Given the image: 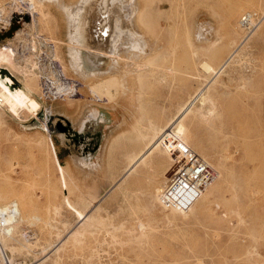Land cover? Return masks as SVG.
I'll use <instances>...</instances> for the list:
<instances>
[{
    "label": "rangeland",
    "instance_id": "rangeland-1",
    "mask_svg": "<svg viewBox=\"0 0 264 264\" xmlns=\"http://www.w3.org/2000/svg\"><path fill=\"white\" fill-rule=\"evenodd\" d=\"M245 13L258 24L242 26ZM27 29L77 83L46 113L30 56L0 61V204H29L1 237L13 264H264V0H0V58ZM207 82L183 121L217 174L199 198L160 202L175 167L164 157L113 186Z\"/></svg>",
    "mask_w": 264,
    "mask_h": 264
},
{
    "label": "built area",
    "instance_id": "built-area-1",
    "mask_svg": "<svg viewBox=\"0 0 264 264\" xmlns=\"http://www.w3.org/2000/svg\"><path fill=\"white\" fill-rule=\"evenodd\" d=\"M251 17L253 14H243L242 26L248 28ZM18 37L13 47L17 54L30 56L40 83L39 97L43 101L41 108L50 113L47 103L74 92L70 86L75 85L77 80L72 81L73 78H69L57 58L54 43L42 33L27 29ZM161 140L166 150L173 155L175 167L170 179L159 192L160 202L180 210L188 209L199 198L204 188L216 178V170L171 129L164 131ZM18 217L19 211L15 202H9L0 208V244L2 235L12 230V224ZM25 232L30 236V230ZM8 255L10 252L3 247L0 264H13Z\"/></svg>",
    "mask_w": 264,
    "mask_h": 264
},
{
    "label": "bare ground",
    "instance_id": "bare-ground-1",
    "mask_svg": "<svg viewBox=\"0 0 264 264\" xmlns=\"http://www.w3.org/2000/svg\"><path fill=\"white\" fill-rule=\"evenodd\" d=\"M28 3V2H27ZM28 5V4H27ZM33 16V15H32ZM260 21V20H259ZM250 22L251 23H253L254 22V19H253V17H251L250 18ZM253 24H255L254 26H256L257 24H256V22L255 23H253ZM252 24V25H253ZM254 30V29H253ZM17 35V34H16ZM243 42V41H242ZM241 42V43H242ZM240 46H238V48H239ZM93 49V48H92ZM237 49V48H236ZM89 50H90V48H89ZM94 50V49H93ZM5 51H6V53H7V58L4 56V58H0V61H2L3 59L4 60H8V61H13L14 63H16V64H18L17 63V59L16 58H18V57H16V55H17V53L14 51V49L11 47V45L10 44H7V45H5ZM97 51V50H96ZM235 51H233V53H234ZM105 52H103V51H99L98 52V54L101 56V55H103ZM233 53H231L230 54V56L231 55H233ZM90 54V53H89ZM95 54H96V52H95ZM105 54H107V55H111V57H112V54H109V53H105ZM91 55V54H90ZM230 56H229V59H230ZM20 59V58H19ZM229 59L227 58L223 63H222V65L219 67V69H217V71H215L214 72V75H216L221 69H222V67L223 66H225V64L229 61ZM9 62V63H10ZM12 63V62H11ZM87 63V71H88V67L90 66V63L89 62H86ZM81 64H82V62H81ZM199 66H201L204 70H207L208 68H209V66H208V63L206 62V61H200V65ZM81 67V66H80ZM202 68H200V69H202ZM91 69V68H90ZM111 69H113L112 68V66H111ZM110 69V70H111ZM84 70V69H83ZM82 71V70H81ZM87 71H86V73H87ZM207 72H209V71H207ZM82 73V72H81ZM80 73V74H81ZM83 74V73H82ZM85 74V73H84ZM90 74V73H89ZM98 74V73H97ZM100 74V73H99ZM91 76H86V78H84V80L85 79H87L88 77V79H90V77H93L94 78V76L95 75H93V74H90ZM107 75V74H106ZM110 76V75H109ZM109 76L108 77H104V78H101V79H99V80H97V81H93V82H91V87L92 88H96V91H97V89H103L104 87H106L105 86V83L106 82H108V80H109ZM111 76H115V75H111ZM110 76V77H111ZM84 77V76H83ZM97 77V76H96ZM213 78V77H212ZM95 79V78H94ZM206 80H208V79H206ZM211 80V79H210ZM212 81V80H211ZM210 81V82H211ZM110 82V81H109ZM87 82L85 81V84H86ZM208 83L209 82H207V83H205L202 87L200 86V88H197L198 90H196L192 95H190V97L188 98V99H186L181 105H180V107L177 109V111L171 116V117H169L164 123V125L163 126H161V127H159L156 131H155V136H154V138L149 142V144L142 150V152L137 156V157H135L134 158V160L127 166V168L124 170V172L121 174V176L115 181V183H114V185L113 186H115V185H117L119 182H121L122 180H123V178L126 176V175H129V174H131V173H133V172H135L136 171V167L138 166V165H147V164H149L152 160H154V159H157L158 157H164V158H166V159H168V160H171V161H173V155H171L167 150H166V148L163 146V144H162V140H161V137H162V134L164 133V131L165 130H167V129H171L172 131H173V133L177 136V137H179V138H181L183 141H185L189 146H190V143H189V141H188V137H187V130H186V127H185V125H184V123H183V121L186 119V118H189V116H190V114H191V112H193V105L195 104V102H197L199 99L202 101V103L204 104V100H205V95H204V91H206L205 89H207V86H208ZM22 85H23V89L22 90H26L25 88V85H27V83L25 82V80L21 83ZM113 85V84H112ZM110 85H108L107 84V87H109ZM90 89V88H89ZM28 91V90H27ZM32 92V91H31ZM208 92V91H207ZM205 94H207V93H205ZM209 95V94H208ZM207 100V99H206ZM201 101H200V103H201ZM202 106V105H201ZM189 115V116H188ZM45 120V119H44ZM38 123L40 124V121H38ZM45 123V122H44ZM40 126V125H39ZM167 172V171H166ZM163 176V175H162ZM166 177V176H165ZM162 179H163V177H162ZM156 181V180H155ZM164 181L165 180H163V183H164ZM157 183H159V182H155V184H157ZM112 186V187H113ZM156 186V185H155ZM161 186V185H160ZM111 187V188H112ZM163 187V186H162ZM113 189V188H112ZM127 192V191H126ZM126 195H127V193H126ZM131 195V194H130ZM136 197V196H135ZM9 202H15L16 203V205H17V208H18V211H19V217H18V219L12 224V230L8 233V234H5L7 237H8V240H10V239H13V231H14V229H15V225H16V223H19V222H21V221H23L24 220V217L23 216H21V213H22V210L24 209L25 211H26V213H25V219H26V215L28 214V211H27V209H29V204H27V208L25 207L26 206V203H25V205H24V203L21 201H19L20 202V204H21V206H22V203H23V205H24V207L25 208H22L21 209V207L19 206V202L16 200V199H12V200H10V201H4L2 204H0V208L1 207H4V206H6ZM29 202V201H28ZM68 205V204H67ZM66 205V206H67ZM94 206V205H93ZM151 207V206H150ZM170 207V206H169ZM165 209H167V208H165ZM92 210V209H91ZM131 210V209H130ZM185 210H187V209H183V210H181V211H185ZM163 212H164V210H162ZM157 212V211H156ZM158 212H160V211H158ZM132 213H133V211H132ZM153 214V213H152ZM161 214V213H160ZM165 214V213H164ZM158 215V214H157ZM162 215H163V213H162ZM90 215H89V212H86L84 215H82L80 218H79V222H81V221H83V220H86L88 217H89ZM37 218V217H36ZM9 219H11V218H9ZM90 220V219H89ZM139 222H140V220H139ZM76 227V226H75ZM81 231V230H80ZM75 232V228L73 227V228H71L62 238H61V240H59L56 244H54V246L52 247V248H49V249H51V251H55V250H57L59 247H60V245H61V243H62V241H64L65 240V238L69 235V234H72V233H74ZM28 236V235H27ZM29 237V236H28ZM7 240H5V242H6ZM3 243V242H2ZM0 246H2V245H0ZM5 246H7V248H12L11 247V245H7V243H5ZM3 247V246H2ZM2 247H0V248H2ZM14 249V248H13ZM3 249H1L0 251H2ZM11 252H14V250H10ZM12 254V253H11ZM10 260H11V262H12V258H10ZM39 261H41V260H39Z\"/></svg>",
    "mask_w": 264,
    "mask_h": 264
},
{
    "label": "crops",
    "instance_id": "crops-1",
    "mask_svg": "<svg viewBox=\"0 0 264 264\" xmlns=\"http://www.w3.org/2000/svg\"><path fill=\"white\" fill-rule=\"evenodd\" d=\"M53 103V102H52ZM51 103V104H52ZM59 103L57 102V103H54V104H52L51 106L52 107H55V108H57V107H59ZM34 116V115H33ZM42 119L43 118H40V116H38V114H36V124H38V125H40V128L43 130V131H46L47 132V134H49V135H51V132H50V129H49V127H48V124H45V123H43L42 122ZM38 121H40V124L38 123ZM47 123V122H46ZM52 136V135H51Z\"/></svg>",
    "mask_w": 264,
    "mask_h": 264
}]
</instances>
